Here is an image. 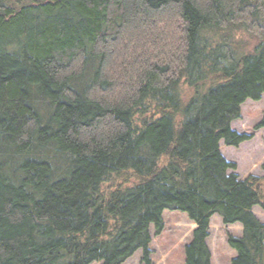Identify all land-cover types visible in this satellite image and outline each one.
Masks as SVG:
<instances>
[{
    "label": "trees",
    "instance_id": "1",
    "mask_svg": "<svg viewBox=\"0 0 264 264\" xmlns=\"http://www.w3.org/2000/svg\"><path fill=\"white\" fill-rule=\"evenodd\" d=\"M262 94L264 0H0V264H152L165 211L184 264H212L214 215L264 264V177L219 147Z\"/></svg>",
    "mask_w": 264,
    "mask_h": 264
},
{
    "label": "rangeland",
    "instance_id": "2",
    "mask_svg": "<svg viewBox=\"0 0 264 264\" xmlns=\"http://www.w3.org/2000/svg\"><path fill=\"white\" fill-rule=\"evenodd\" d=\"M247 42V38H243ZM264 112V94L259 101H246L240 110V117L231 123L233 130L250 136L237 148L224 146L220 142V152L228 161L235 164L233 171L240 180L248 176L264 177V128L254 129ZM257 220L264 223V212L259 207L253 208ZM164 228L155 235L154 228L149 229L152 264H184V248L192 237L195 225L185 214L178 211H165L162 214ZM240 237L241 227L238 224L224 225L219 216L210 218L206 244L211 253L212 264H230L235 252L228 246V237ZM123 264H142L141 251L138 250Z\"/></svg>",
    "mask_w": 264,
    "mask_h": 264
}]
</instances>
